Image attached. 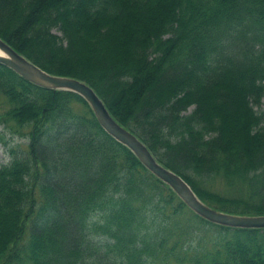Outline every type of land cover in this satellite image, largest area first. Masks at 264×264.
<instances>
[{
	"label": "trees",
	"instance_id": "16d2710c",
	"mask_svg": "<svg viewBox=\"0 0 264 264\" xmlns=\"http://www.w3.org/2000/svg\"><path fill=\"white\" fill-rule=\"evenodd\" d=\"M0 38L89 85L209 207L264 215V0H0ZM0 264H264V229L213 224L76 93L0 64Z\"/></svg>",
	"mask_w": 264,
	"mask_h": 264
},
{
	"label": "water",
	"instance_id": "95a60500",
	"mask_svg": "<svg viewBox=\"0 0 264 264\" xmlns=\"http://www.w3.org/2000/svg\"><path fill=\"white\" fill-rule=\"evenodd\" d=\"M0 63L12 69L26 81L50 90H67L80 95L90 106L100 127L114 140L126 146L143 166L169 188L201 218L217 225L232 228L264 229V215L240 216L215 210L204 204L181 176L157 162L147 147L129 130L118 124L91 87L70 77L53 76L0 39Z\"/></svg>",
	"mask_w": 264,
	"mask_h": 264
},
{
	"label": "rangeland",
	"instance_id": "374dc122",
	"mask_svg": "<svg viewBox=\"0 0 264 264\" xmlns=\"http://www.w3.org/2000/svg\"><path fill=\"white\" fill-rule=\"evenodd\" d=\"M261 110H264V98ZM25 143V141H23ZM17 138H11L10 135L2 131L0 127V164H6L10 160L9 148L11 145L24 144Z\"/></svg>",
	"mask_w": 264,
	"mask_h": 264
}]
</instances>
